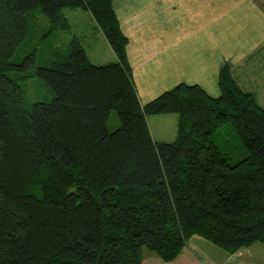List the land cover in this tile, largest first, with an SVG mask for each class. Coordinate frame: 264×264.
<instances>
[{"label": "trees", "instance_id": "trees-1", "mask_svg": "<svg viewBox=\"0 0 264 264\" xmlns=\"http://www.w3.org/2000/svg\"><path fill=\"white\" fill-rule=\"evenodd\" d=\"M112 2L0 0V264H141L143 249L168 262L193 236L230 255L264 244V108L228 62L217 97L180 83L141 105ZM79 8L114 62L92 64L77 37L51 66L35 49L11 62L30 14L62 32L64 10ZM31 68L52 98L29 110L20 80ZM169 113L175 140H153L147 117ZM226 124L247 153L233 164L213 140Z\"/></svg>", "mask_w": 264, "mask_h": 264}, {"label": "crops", "instance_id": "crops-1", "mask_svg": "<svg viewBox=\"0 0 264 264\" xmlns=\"http://www.w3.org/2000/svg\"><path fill=\"white\" fill-rule=\"evenodd\" d=\"M112 6L127 38V59L141 105L180 83L198 85L217 97L219 69L228 62L239 87L252 93L264 108V0H113ZM78 10H73L74 18L91 19L95 30L90 52L81 30L75 31L88 60L94 65L114 62L115 55L91 13ZM160 115L164 116L147 117L152 139L175 140L177 115ZM254 245L262 244L253 243L238 255L228 254L229 261L243 264L247 251L258 247ZM215 249L193 236L168 262L142 250L141 264H225L213 256L218 253Z\"/></svg>", "mask_w": 264, "mask_h": 264}, {"label": "rangeland", "instance_id": "rangeland-1", "mask_svg": "<svg viewBox=\"0 0 264 264\" xmlns=\"http://www.w3.org/2000/svg\"><path fill=\"white\" fill-rule=\"evenodd\" d=\"M78 12L82 11L78 10ZM64 13L69 18L71 29L62 32L54 31L51 33L48 32L49 22L44 15L39 12L30 14L28 18L30 25L29 37L17 49L11 58V62L18 63L23 56L35 49L37 65L51 66L54 59H60L67 55L70 50L71 39L75 37V35H78L75 32L78 30H81L80 33L82 34V41L85 43L87 50L90 52V45L93 43L91 39L95 35V30L93 29L91 19H87L85 17L75 19L73 15V9H65ZM33 72V68L28 69L25 73L30 76H28L25 80H20V84L25 94V105L29 110L35 101L46 102L52 98V92L50 89L41 80L32 75ZM20 74L22 73L17 71H10L7 73V75L12 79H17ZM163 116L164 115L158 114L152 116V118L160 119ZM150 120L152 119L150 118ZM118 126L119 121L117 119L116 113L112 111L109 115L108 128L110 131H112ZM213 140L220 151L229 157V162L231 164L236 163L247 154L235 131L229 124H226L218 129L213 134ZM212 246L213 248H216L215 250L218 252L213 256L220 259L219 263L221 261H225V264H232L231 261H229V257H227V253L214 245ZM254 246L258 247L247 251V254L243 259L245 261L243 264H264V244ZM143 251L146 252V249H143ZM237 253L239 254V252H236V255H238ZM214 260L213 262L217 261Z\"/></svg>", "mask_w": 264, "mask_h": 264}]
</instances>
